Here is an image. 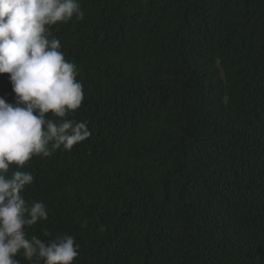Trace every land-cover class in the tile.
I'll return each mask as SVG.
<instances>
[{"label": "trees", "instance_id": "obj_1", "mask_svg": "<svg viewBox=\"0 0 264 264\" xmlns=\"http://www.w3.org/2000/svg\"><path fill=\"white\" fill-rule=\"evenodd\" d=\"M80 4L49 38L84 88L68 118L92 135L10 165L49 212L29 238L74 236L73 264H264V0Z\"/></svg>", "mask_w": 264, "mask_h": 264}, {"label": "clouds", "instance_id": "obj_2", "mask_svg": "<svg viewBox=\"0 0 264 264\" xmlns=\"http://www.w3.org/2000/svg\"><path fill=\"white\" fill-rule=\"evenodd\" d=\"M84 15L80 0H0V74H9L14 93V102L0 95V264H20L21 253L29 264H73L80 254L68 234L29 238L27 229L47 221L49 212L23 195L34 183L31 172L8 174L10 165L24 168L33 157L70 152L92 135L87 122L68 118L81 108L84 88L60 40L49 38L50 26Z\"/></svg>", "mask_w": 264, "mask_h": 264}]
</instances>
